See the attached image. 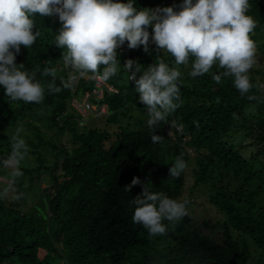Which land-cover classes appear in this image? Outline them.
I'll return each mask as SVG.
<instances>
[{
  "label": "trees",
  "instance_id": "trees-1",
  "mask_svg": "<svg viewBox=\"0 0 264 264\" xmlns=\"http://www.w3.org/2000/svg\"><path fill=\"white\" fill-rule=\"evenodd\" d=\"M182 3L133 0L138 11L157 7L179 11ZM249 4L246 14L256 22L250 35L257 44L255 35L264 28V0H249ZM30 18L35 23L33 32L40 35L30 49L21 46L16 63H23L29 72L38 69L36 79L45 87L44 100L39 104L9 101L0 86V131L40 116L60 137L69 136V144L48 142L51 166L45 165L40 152H28L35 157L37 168L20 167L23 176L17 178L15 191L0 199V264H249V242L264 255V70L258 73L262 85L249 78L253 87L247 95L258 97L249 100L234 87L233 78H222L219 84L212 79L213 74L223 71L217 66L193 78L189 74L193 57L188 64L176 66L174 57L158 53L154 44L149 45L148 53L142 46L131 49L127 60L136 61L142 70L163 59L181 72L182 103L177 102L180 107L168 120L182 127L162 124L149 129L135 82H129V73L123 68L126 58L118 53L121 67L106 81L116 93L106 92L100 101L107 114L88 120L103 119V125L87 128L88 121L80 126L81 117L71 101L80 100L92 89L87 77L93 75L80 78L74 89L49 93L47 84L52 77L42 76L43 68L57 69V86L70 72L61 59L66 49L55 43L62 25L57 16L35 14ZM141 74L137 73L138 78ZM237 128L245 130L248 145L254 149L248 157L242 155L243 146L227 139ZM34 130L38 142L31 144L37 148L42 138ZM153 132L163 136L164 142L152 143ZM10 145L7 138L0 144L7 151L0 159L10 154ZM180 156L187 168L178 179L168 181L169 168ZM40 172L47 174L49 185L39 203L31 207L27 198L30 187L24 179L29 177L32 185ZM188 173L193 180L190 190L206 189L207 203L224 218L222 223L204 221L201 229L190 215L195 194L185 197ZM134 177L142 184L150 181L153 192H163L180 202L187 200L188 215L175 223L163 221L166 234L151 236L132 220L135 206L130 201L141 193L142 186L135 185L130 192L124 187ZM20 193L21 198L15 199ZM211 230H215L214 236L206 234ZM261 257L257 264H264Z\"/></svg>",
  "mask_w": 264,
  "mask_h": 264
},
{
  "label": "clouds",
  "instance_id": "clouds-1",
  "mask_svg": "<svg viewBox=\"0 0 264 264\" xmlns=\"http://www.w3.org/2000/svg\"><path fill=\"white\" fill-rule=\"evenodd\" d=\"M250 7L249 0H195V3L183 0L179 11L173 7L138 11L133 0L127 3L119 0H0V86L9 101L43 102L45 87L36 79L38 69L29 72L23 63H16L21 46L30 49L40 35L39 31L33 32L35 23L30 18L39 14L41 17L58 16L62 27L55 36V43L66 49L61 59L63 66L70 69L68 77L61 78V86H57V69L43 68L41 75L52 77L47 84L49 93L74 89L79 79L89 73L108 81L121 67L117 49L127 42L129 49L142 46L145 53L149 52V45L154 44L158 53L164 51L174 57L176 66L188 64L193 57L189 73L193 78L217 66L223 71L213 74L212 79L219 84L222 78H233L234 87L243 97L253 87L249 70L257 62V46L250 35L256 22L246 14ZM123 68L131 72L128 77L135 82V91L146 110L148 128L158 129L162 124L182 127L168 120L182 103L178 67L170 68L160 59L142 70L139 63L129 59ZM141 71L137 79L136 73ZM247 99L257 100L258 97L247 95ZM21 130L17 127L11 137L10 154L0 159V166L10 169L12 178V183L0 191V199H6L10 191H15L17 178L23 176L20 165L29 147L20 136ZM155 133L151 135L152 143H163L165 138ZM186 168L182 156L177 157L169 168L168 181L178 179ZM135 185H141L142 191L130 201L135 206L132 220L143 225L151 236L166 234L163 221L175 223L188 215L187 200L180 202L163 192H153L151 182L142 184L138 177H134L124 191L130 192ZM22 195L14 198L19 200Z\"/></svg>",
  "mask_w": 264,
  "mask_h": 264
},
{
  "label": "rangeland",
  "instance_id": "rangeland-1",
  "mask_svg": "<svg viewBox=\"0 0 264 264\" xmlns=\"http://www.w3.org/2000/svg\"><path fill=\"white\" fill-rule=\"evenodd\" d=\"M257 39V52H256V63L253 65V67L249 70V78L254 81L256 84L261 83L260 76L258 75L259 72H262L264 70V28L255 35ZM262 45V46H261ZM259 46L262 47V50L259 49ZM147 68V67H146ZM145 68V69H146ZM132 116L135 119L139 118V114L137 112H132ZM103 119L100 120H94V121H88L87 128H95V127H102L103 125ZM22 130L20 132V136L25 140L26 144L29 147V152L32 151H38L40 152L43 160L45 161L46 166H51L52 164V149L50 145H48V142H53L55 144H69V136L60 137L56 131L52 128L48 127V123L46 119H42L40 116H34L29 118L24 124L20 125ZM39 131L40 136L42 138V143L35 148L32 146V144H37L38 140L35 137V130ZM17 128H12L6 131H0V144H4V140L9 139L11 141L12 135L16 133ZM245 130L243 129H235L231 132L229 137L227 138L230 143L234 144L237 147L243 146L244 149L242 151V155L244 157H248L253 151V147H250L248 145L249 141L245 137ZM169 134V132H168ZM172 137V135H171ZM32 143V144H31ZM7 152L5 147L0 148V157L4 155V153ZM38 163L35 160V157L31 154H27L25 159L21 162L20 167H26L28 169H34L37 168ZM0 170H2V175L0 176V191H2L5 187H7L8 183L12 180L10 176V169H4L2 166H0ZM40 178L34 181V183L31 185L29 182V177H26L24 179L25 184L30 187V190L28 192V205L33 207L37 205L40 201V197L42 195V191L47 188L48 184V178L47 174L44 172H40ZM31 185V186H30ZM193 185V180L191 178L190 173L187 175L186 179V192L185 197L189 198L190 193L193 192L195 195L192 196L193 202L190 207L191 216L197 221L199 228L203 229L201 223L204 221H210L213 224L215 223H222L224 221V218L219 215L216 212V209L209 205L207 202L208 196L206 195V189H196V190H190V188ZM214 231L206 232L209 236H214ZM236 234V233H235ZM248 248L251 251L252 259L249 264H257V260L261 257L264 260V255L260 253V250L255 248L251 242L248 244Z\"/></svg>",
  "mask_w": 264,
  "mask_h": 264
},
{
  "label": "built area",
  "instance_id": "built-area-1",
  "mask_svg": "<svg viewBox=\"0 0 264 264\" xmlns=\"http://www.w3.org/2000/svg\"><path fill=\"white\" fill-rule=\"evenodd\" d=\"M58 17V16H57ZM130 50L127 47V42L117 49V53L123 55L127 61V57L130 56ZM131 75V72H129ZM136 77L138 79L137 73ZM93 83V87L90 91H86L80 100L73 99L71 101V107L79 114L81 120L79 121L80 126L84 125L89 119L100 118L107 114V109L105 105H101L100 101L103 100V95L108 93H116V90L108 84L106 81L100 80L94 76H88ZM129 80V77H128ZM130 83H133V80H129ZM168 132V131H167Z\"/></svg>",
  "mask_w": 264,
  "mask_h": 264
}]
</instances>
